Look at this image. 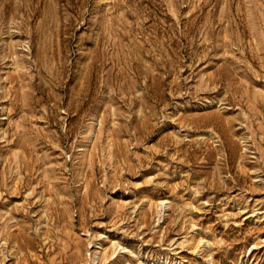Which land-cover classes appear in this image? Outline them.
I'll return each instance as SVG.
<instances>
[{
	"label": "rangeland",
	"instance_id": "374dc122",
	"mask_svg": "<svg viewBox=\"0 0 264 264\" xmlns=\"http://www.w3.org/2000/svg\"><path fill=\"white\" fill-rule=\"evenodd\" d=\"M0 264H264V0H0Z\"/></svg>",
	"mask_w": 264,
	"mask_h": 264
},
{
	"label": "bare ground",
	"instance_id": "6f19581e",
	"mask_svg": "<svg viewBox=\"0 0 264 264\" xmlns=\"http://www.w3.org/2000/svg\"><path fill=\"white\" fill-rule=\"evenodd\" d=\"M18 191H19V189H18ZM16 192H17V191H16ZM19 193H20V192H19ZM19 193H18V194H19ZM20 195H21V194H20ZM1 203H2V202H1ZM12 209H13V208H12ZM23 239H24V238H23Z\"/></svg>",
	"mask_w": 264,
	"mask_h": 264
}]
</instances>
